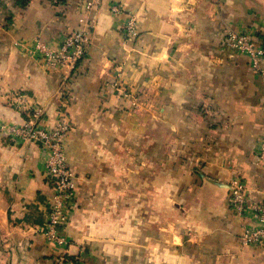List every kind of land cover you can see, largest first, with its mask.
Returning a JSON list of instances; mask_svg holds the SVG:
<instances>
[{
  "label": "crops",
  "instance_id": "crops-1",
  "mask_svg": "<svg viewBox=\"0 0 264 264\" xmlns=\"http://www.w3.org/2000/svg\"><path fill=\"white\" fill-rule=\"evenodd\" d=\"M85 1L0 0V264H264V242L239 240L252 212L227 200L235 176L264 191V77L225 42L249 31L264 45V0ZM85 19L86 55L49 65L37 44L57 48ZM36 111L69 124L64 247L46 235L48 151L9 134Z\"/></svg>",
  "mask_w": 264,
  "mask_h": 264
},
{
  "label": "built area",
  "instance_id": "built-area-1",
  "mask_svg": "<svg viewBox=\"0 0 264 264\" xmlns=\"http://www.w3.org/2000/svg\"><path fill=\"white\" fill-rule=\"evenodd\" d=\"M101 0H86L87 10L96 8ZM113 12L122 10L121 4H113ZM92 23L85 19L69 35L65 36L57 48H50L38 43V48L43 52V58L49 65L62 68H75L76 64L86 55L92 40ZM125 39L138 35L137 21L134 15L126 18L123 27ZM226 44L238 53L245 54L250 59V67L255 73L264 77V45L256 41L249 31L228 30L225 35ZM122 96L128 99L129 104H134L135 97L128 89H123ZM39 112L21 125H11L9 134L22 140L38 142L48 151L46 161L49 175L55 183V192L51 197V207L48 215V230L46 235L49 240L59 247L67 244V239L58 233V227L68 220L69 202L76 197V178L68 164L67 153L64 148V137L68 133L69 124L62 120L56 126L47 128L38 121ZM261 155L264 156V141L261 146ZM228 204L239 214L247 210L252 212L254 221L251 225L242 228L239 240L242 244H257L264 242V191H260L259 200L252 199L249 190L240 177H232L229 182Z\"/></svg>",
  "mask_w": 264,
  "mask_h": 264
}]
</instances>
